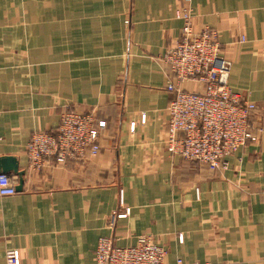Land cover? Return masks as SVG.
<instances>
[{
    "label": "crops",
    "instance_id": "1",
    "mask_svg": "<svg viewBox=\"0 0 264 264\" xmlns=\"http://www.w3.org/2000/svg\"><path fill=\"white\" fill-rule=\"evenodd\" d=\"M184 4L0 0V159L25 172L22 192L0 198V264L8 250L19 264H95L101 239L140 236L167 249L165 264H264V0L190 1L194 30L219 32L230 86L258 107L256 140L226 171L165 149L174 93L162 59ZM73 110L105 123L100 153L32 171L31 135Z\"/></svg>",
    "mask_w": 264,
    "mask_h": 264
},
{
    "label": "built area",
    "instance_id": "2",
    "mask_svg": "<svg viewBox=\"0 0 264 264\" xmlns=\"http://www.w3.org/2000/svg\"><path fill=\"white\" fill-rule=\"evenodd\" d=\"M184 1L175 11L183 22L180 37L162 59L167 90L174 93L168 107L166 151L183 161L225 171L229 159L256 140L252 117L258 107L244 93L232 89L231 63L223 56L219 32L208 27L196 32L191 0ZM187 82L196 89L187 90ZM104 127L93 113L63 112L54 132L31 135L27 145L30 169L40 171L50 161L65 165L96 157ZM16 186L14 177L0 174V198L16 195ZM167 255V249L149 236H140L134 247L124 248L118 247L114 238H103L95 252V264H165ZM5 258L6 264H19L14 250H8Z\"/></svg>",
    "mask_w": 264,
    "mask_h": 264
},
{
    "label": "water",
    "instance_id": "3",
    "mask_svg": "<svg viewBox=\"0 0 264 264\" xmlns=\"http://www.w3.org/2000/svg\"><path fill=\"white\" fill-rule=\"evenodd\" d=\"M0 173L3 175L16 176L19 183L16 186L17 192H22L24 187L25 172L20 171L18 161L12 157H3L0 159Z\"/></svg>",
    "mask_w": 264,
    "mask_h": 264
},
{
    "label": "rangeland",
    "instance_id": "4",
    "mask_svg": "<svg viewBox=\"0 0 264 264\" xmlns=\"http://www.w3.org/2000/svg\"><path fill=\"white\" fill-rule=\"evenodd\" d=\"M73 111H74V110H73ZM75 112H77V111H75ZM78 113H79V112H78ZM81 114H82V113H81ZM248 144H249V143H248ZM248 144H247V145H248ZM165 145H166V144H165ZM247 145H246V146H247ZM165 149H166V148H165ZM167 153H168V152H167ZM205 167H206V166H205ZM219 171H222V170H219ZM225 171H226V170H225Z\"/></svg>",
    "mask_w": 264,
    "mask_h": 264
}]
</instances>
